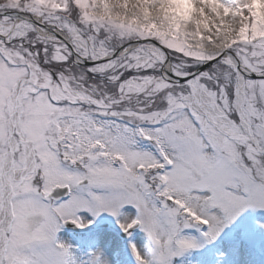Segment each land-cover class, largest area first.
Masks as SVG:
<instances>
[{
    "label": "snow or ice",
    "instance_id": "obj_1",
    "mask_svg": "<svg viewBox=\"0 0 264 264\" xmlns=\"http://www.w3.org/2000/svg\"><path fill=\"white\" fill-rule=\"evenodd\" d=\"M248 210L264 0H0V264H111L57 235L101 213L144 234L134 264H224L264 233L214 247Z\"/></svg>",
    "mask_w": 264,
    "mask_h": 264
},
{
    "label": "rangeland",
    "instance_id": "obj_2",
    "mask_svg": "<svg viewBox=\"0 0 264 264\" xmlns=\"http://www.w3.org/2000/svg\"><path fill=\"white\" fill-rule=\"evenodd\" d=\"M122 211H127V209ZM253 220L264 221V211H246L235 224L225 230L214 247H220L228 252L233 234L238 235L245 228L252 229ZM121 233L115 219L107 213H101L88 228L80 229L79 233L64 226L57 235L61 240L73 246V251L78 257L90 248H100L111 264H116L114 259L119 261L118 264H134L128 253L127 245L129 240L143 244L144 234L139 229H135L130 237L125 238ZM193 259H196L195 255ZM224 264H264V233L255 234V246L248 253L242 252L238 257H233L231 253H228Z\"/></svg>",
    "mask_w": 264,
    "mask_h": 264
},
{
    "label": "water",
    "instance_id": "obj_3",
    "mask_svg": "<svg viewBox=\"0 0 264 264\" xmlns=\"http://www.w3.org/2000/svg\"><path fill=\"white\" fill-rule=\"evenodd\" d=\"M67 228H69V229H73L75 232H78V229L77 228H75L73 225H71V224H68V225H65ZM131 231V230H130ZM122 236H124L125 237V234L124 233H122L121 234Z\"/></svg>",
    "mask_w": 264,
    "mask_h": 264
},
{
    "label": "bare ground",
    "instance_id": "obj_4",
    "mask_svg": "<svg viewBox=\"0 0 264 264\" xmlns=\"http://www.w3.org/2000/svg\"><path fill=\"white\" fill-rule=\"evenodd\" d=\"M114 262L116 263V264H118L119 263V261L117 260V259H114ZM118 262V263H117Z\"/></svg>",
    "mask_w": 264,
    "mask_h": 264
}]
</instances>
